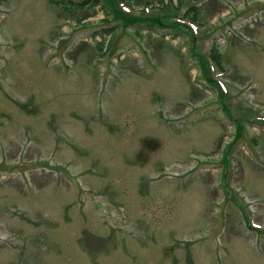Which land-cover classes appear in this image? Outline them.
Instances as JSON below:
<instances>
[{
  "label": "rangeland",
  "instance_id": "obj_1",
  "mask_svg": "<svg viewBox=\"0 0 264 264\" xmlns=\"http://www.w3.org/2000/svg\"><path fill=\"white\" fill-rule=\"evenodd\" d=\"M55 1L0 0V264H264V0Z\"/></svg>",
  "mask_w": 264,
  "mask_h": 264
},
{
  "label": "trees",
  "instance_id": "obj_2",
  "mask_svg": "<svg viewBox=\"0 0 264 264\" xmlns=\"http://www.w3.org/2000/svg\"><path fill=\"white\" fill-rule=\"evenodd\" d=\"M90 1L92 3H96L98 2V0H81L80 2H75V0H66V1H55L56 4H63L65 3V5H67V7H70V6H78L79 8L83 7L84 5L90 3ZM125 2H128L132 5V2H134L135 0H123ZM60 2V3H59ZM105 3L106 5H108L112 11L117 15L119 16L120 18H122L125 22L127 23H131V24H134L136 23L137 21H145L143 20V18L141 17H137V16H134L132 15L131 13H126L125 11L122 10V8L120 7V5L118 4V1L117 0H105ZM149 3V2H147ZM194 11V10H193ZM196 11V12H195ZM195 11L193 12V16L196 18L197 14H198V11L195 9ZM190 12V11H189ZM149 20H151V22H156L158 20V18L156 17H149L148 18ZM146 22V21H145ZM150 22V21H148ZM112 30V29H111ZM103 43V42H102ZM213 60L219 64V65H222L223 64V61H222V58H221V55L217 49V47H214L213 48V51H212V54H211ZM211 74V73H210Z\"/></svg>",
  "mask_w": 264,
  "mask_h": 264
},
{
  "label": "flooded vegetation",
  "instance_id": "obj_3",
  "mask_svg": "<svg viewBox=\"0 0 264 264\" xmlns=\"http://www.w3.org/2000/svg\"><path fill=\"white\" fill-rule=\"evenodd\" d=\"M195 9L196 8H194V11H195ZM197 10V9H196ZM193 11V12H194ZM192 12V13H193ZM196 12V11H195ZM198 15V14H197ZM242 209H244V207L242 208ZM243 214H244V216L246 217V215L248 216V218H249V215H248V212H247V210H244L243 211ZM248 218H246V219H248ZM251 218V217H250ZM251 224H252V226L254 227V228H256V229H258V231H260L259 229H262V230H264V228H263V226L264 225H261V224H259V223H255V222H253V221H251ZM255 224L257 225V227L255 226Z\"/></svg>",
  "mask_w": 264,
  "mask_h": 264
}]
</instances>
